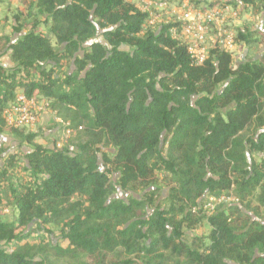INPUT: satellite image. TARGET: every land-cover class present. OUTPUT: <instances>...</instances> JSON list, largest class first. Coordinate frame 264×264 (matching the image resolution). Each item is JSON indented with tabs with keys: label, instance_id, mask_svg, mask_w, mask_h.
<instances>
[{
	"label": "trees",
	"instance_id": "obj_1",
	"mask_svg": "<svg viewBox=\"0 0 264 264\" xmlns=\"http://www.w3.org/2000/svg\"><path fill=\"white\" fill-rule=\"evenodd\" d=\"M191 5L240 11L236 51L213 48L204 65L193 66L185 47L171 37L172 24L149 30L147 14L126 0H0V20L7 22L2 29L20 36L11 46L9 35L0 38L13 61L11 68L0 64V131L30 145L38 142L40 135L28 127L22 133L6 128L7 111L25 95L48 102L53 122L67 110L81 112L93 138L75 152L35 146L25 155L29 185L8 186L14 204L2 192L19 158L4 157L0 146V264H50L26 245L12 252L3 248L28 237L23 227L32 222L50 235L59 233L58 244H50L59 258L83 255L106 264L109 254L121 246L131 249L135 240L139 257L112 264H162L167 252L186 264H264V222L242 210L264 184V31L253 29L264 16V0ZM98 28L105 45L84 48ZM242 52L246 59L235 65ZM64 62L75 71L62 75ZM250 126L253 138H242ZM100 145L116 151L100 153ZM99 155L105 172L99 171ZM114 173L117 186L131 193L140 185L152 188L160 173L176 181L165 206L147 218L155 194L107 205L116 189ZM234 185L243 194L241 205L207 217L205 197L228 194ZM75 196L85 198L88 208L81 202L51 207ZM235 213L240 217L232 220ZM127 220L134 221L129 229H116Z\"/></svg>",
	"mask_w": 264,
	"mask_h": 264
},
{
	"label": "rangeland",
	"instance_id": "obj_2",
	"mask_svg": "<svg viewBox=\"0 0 264 264\" xmlns=\"http://www.w3.org/2000/svg\"><path fill=\"white\" fill-rule=\"evenodd\" d=\"M5 18H2L0 20V38L7 34L10 36V42L9 46L15 44L18 39L19 35L15 34L12 35L8 33L7 31H4L2 29L3 26L7 27V22L5 21ZM258 21V19H257ZM259 21L254 25L253 29L254 31H260L261 28L258 24ZM98 35L94 38V42H99L103 45L105 43L103 42V37L101 33V29L98 28ZM8 46V47H9ZM8 47L5 49H1L0 47V64L5 68H11L13 67V61L11 59L10 51L8 50ZM122 49L129 50L127 46H123ZM83 51V50H82ZM79 56L84 55V52H80L78 54ZM245 56L244 52L237 55V59L235 60L234 64L238 65L239 63L243 62L245 59L243 57ZM74 68L72 67V64L70 62H64L63 67L61 69L62 75L72 73ZM196 99L193 100V105H195ZM228 110V109H227ZM227 110H224L226 112ZM52 112H48L46 114H51ZM54 113H52L53 115ZM60 122L56 121L53 122L50 120L49 122H46L45 124L40 123V128L36 131L38 135H40V138L36 144H27L24 142V140H21V138H16V133L10 134L8 131H0V146L4 150V157H7L9 155H18L19 161L16 166V168L12 172V177L9 182H7L4 185L3 195L4 200L7 203L14 204V200L9 197V191L8 186L10 184H13L14 186H17L19 184L22 185V187H26L30 183V178L25 174V171L23 170L24 164L27 165V161L25 159V155H27L31 150L34 149L35 146L44 145L46 147L51 148V146L54 145V143H58L61 141V150L68 151V152H75L77 150V146L83 145L88 143L89 141L93 140L92 136H87L86 131V122H84L82 119L81 112H78L77 110L70 109L65 111L64 116L59 117ZM54 123V125H53ZM7 129H12L13 132L22 133L25 128L24 127H11L6 123ZM70 131V136H64L65 133ZM255 127L250 126L247 131L242 135V138H253L254 136ZM52 149V148H51ZM100 150L99 152L109 153L113 154L115 153L116 149L113 147H106L104 145H100L98 147ZM256 156V155H254ZM257 157V156H256ZM251 168V167H250ZM99 171L105 172V164L103 162L102 156L99 155ZM119 179V174L114 173L113 178L111 179V183L113 186H116V189L111 190V194L107 199V205H111L115 201L117 202H126L131 196L136 195L135 198L139 197V199H144L146 196L150 194H155V204L153 207H150L146 209L147 218H151L156 213L157 208H163L167 202L168 197L170 196L171 187L174 186L175 183V177L170 176L168 174H158L155 179V185L152 186V188H145L143 186H137L138 192H125L122 191L117 186V181ZM234 181H238L239 178L237 176L233 177ZM225 195H232L238 200V203L230 204V203H224L223 205H217L216 210L214 214L219 212L226 211L229 214V208L231 205L234 206H240L242 203V197L243 194L240 193V190L238 189L237 185H234L230 193ZM223 196V195H222ZM221 197V196H220ZM208 198L205 197V201H207ZM74 203V202H81L83 203L82 208H88V204L86 202L85 198H81L80 196H75L70 201H61L53 203L51 207L53 208H59L62 206H65L67 203ZM242 210L243 212L252 218L253 221L256 222H264V184H262L261 187H259L256 192L247 199L245 203H243ZM83 209V210H84ZM82 211V210H79ZM213 214V215H214ZM3 215L8 219H12V215L10 213V210L4 209ZM207 215V214H206ZM210 217V216H207ZM240 217L239 214L235 213L233 216H231L232 220H236ZM207 220V219H206ZM133 220H127L122 222L120 227L116 228L118 230H127L129 227L133 224ZM15 223V222H14ZM20 228V226L15 223V227ZM25 228L24 234L28 237L24 238L22 242L20 241H14L13 243H10L9 245H6L3 243V248L7 251H16L20 249L21 247L33 249L34 255H38V257L45 256L50 264H99V258L98 257H87V256H79L77 259H65V258H59L55 256L50 249V244L53 242L56 246L58 244L59 240V233H56L54 235H50L48 231L44 230H38V224L35 222L30 223ZM22 229V228H21ZM205 231V229L201 230ZM187 233L189 234L188 230ZM19 242V243H18ZM66 245V244H64ZM131 249H128L127 246H121L114 254H109L106 258V264H112L116 260L120 259H134L139 257L138 256V245L136 244L135 240H132L128 244ZM165 259L162 264H186V262L183 259L174 258L171 256L170 253H165Z\"/></svg>",
	"mask_w": 264,
	"mask_h": 264
},
{
	"label": "built area",
	"instance_id": "obj_3",
	"mask_svg": "<svg viewBox=\"0 0 264 264\" xmlns=\"http://www.w3.org/2000/svg\"><path fill=\"white\" fill-rule=\"evenodd\" d=\"M147 14V28L160 31L162 27L173 25L171 37L183 45L193 66H202L211 49L217 48L230 53L237 49L235 28L241 20L240 11L230 5L208 9L192 7L191 0H126ZM237 57L234 59V61ZM50 113L48 102H39L20 95L7 111V123L11 127H28L36 133L40 128L41 116ZM52 114V113H51ZM54 116V114H53ZM60 122V119H55ZM64 136H70V131ZM61 148V141L55 144ZM235 204L238 200L232 195L209 197L204 203L207 216H212L217 205Z\"/></svg>",
	"mask_w": 264,
	"mask_h": 264
},
{
	"label": "crops",
	"instance_id": "obj_4",
	"mask_svg": "<svg viewBox=\"0 0 264 264\" xmlns=\"http://www.w3.org/2000/svg\"><path fill=\"white\" fill-rule=\"evenodd\" d=\"M255 20V19H254ZM256 21V20H255ZM254 21V22H255ZM258 21H259V25H260V31H264V16H262L261 18H259L258 19ZM257 21V22H258ZM256 22V23H257ZM256 26V25H255ZM238 28H243V20L241 19L240 21H239V23H238ZM244 54L246 55L247 54V52H244ZM235 62V61H234ZM5 68V67H4ZM53 119H54V116L52 115V114H44V115H42L41 116V119H40V123H41V125L42 124H45L46 122H49L50 120H52L53 121ZM55 147V144L53 145V146H51V148L53 149ZM206 202V201H205ZM204 202V203H205Z\"/></svg>",
	"mask_w": 264,
	"mask_h": 264
},
{
	"label": "water",
	"instance_id": "obj_5",
	"mask_svg": "<svg viewBox=\"0 0 264 264\" xmlns=\"http://www.w3.org/2000/svg\"><path fill=\"white\" fill-rule=\"evenodd\" d=\"M102 33V32H101ZM94 43V41H89L88 43H86L83 47L84 48H87V47H90L92 44ZM246 55L243 57V59H246Z\"/></svg>",
	"mask_w": 264,
	"mask_h": 264
}]
</instances>
